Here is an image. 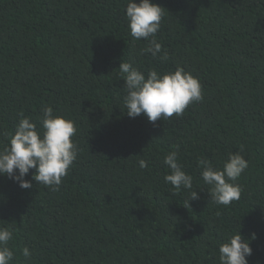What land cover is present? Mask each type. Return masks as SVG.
I'll return each instance as SVG.
<instances>
[{"label": "trees", "instance_id": "16d2710c", "mask_svg": "<svg viewBox=\"0 0 264 264\" xmlns=\"http://www.w3.org/2000/svg\"><path fill=\"white\" fill-rule=\"evenodd\" d=\"M152 2L164 8L156 38L166 62L130 35L127 0H0V150L21 113L40 126L48 106L76 122L80 150L59 191L35 169L30 189L0 176L12 264H220V244L239 232L248 264H264V0ZM122 60L146 77L184 67L203 99L166 120L132 119ZM176 146L191 190L165 182ZM241 146V198L212 203L199 161L222 169ZM191 191L199 198L188 207Z\"/></svg>", "mask_w": 264, "mask_h": 264}, {"label": "clouds", "instance_id": "9594fccd", "mask_svg": "<svg viewBox=\"0 0 264 264\" xmlns=\"http://www.w3.org/2000/svg\"><path fill=\"white\" fill-rule=\"evenodd\" d=\"M163 15L164 8L152 0H139V3L127 0L126 17L130 35L135 40L148 41L142 53H150L152 57L166 62L170 59L169 53L156 38ZM119 73L125 81L123 105L127 108V116L132 119L143 114L152 123L159 119L166 120L174 115H183L190 104L203 99L201 82L184 67L163 74L152 69L146 77L132 63L122 60ZM41 111L42 115L38 118L40 126L21 113L8 145L0 150V176L13 180L22 189H30L32 183L26 177L30 170L35 169L32 178L36 182L59 191L62 179L78 159L80 151L73 140L77 133L76 122L55 114L51 106ZM243 151L241 146L239 151L230 153L222 169L215 168L208 160L199 161L201 178L210 186L212 203L229 206L241 198L243 188L236 181L249 167L248 161L241 155ZM178 156L179 146L165 156L164 164L171 169V174L164 177L165 182L176 190H191L193 177L177 163ZM139 167L147 168L148 164L141 159ZM198 198V192L191 191L188 207L190 201ZM12 240L13 229L0 226V264H12L15 256L9 246ZM219 253L220 264H248L247 258L252 255V248L239 232L220 244ZM22 255L25 259H31L32 253L28 247H24Z\"/></svg>", "mask_w": 264, "mask_h": 264}]
</instances>
